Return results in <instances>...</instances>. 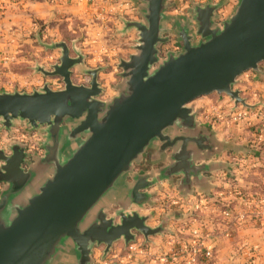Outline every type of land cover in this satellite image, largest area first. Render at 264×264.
I'll list each match as a JSON object with an SVG mask.
<instances>
[{
	"label": "water",
	"instance_id": "95a60500",
	"mask_svg": "<svg viewBox=\"0 0 264 264\" xmlns=\"http://www.w3.org/2000/svg\"><path fill=\"white\" fill-rule=\"evenodd\" d=\"M137 1L143 4L140 20L124 19L122 29L137 31L136 52L119 61L122 80L113 98H100L98 74L105 67H86L85 56H73L75 45L65 41L46 45L61 53L51 71L36 68L61 76L64 88L45 83L32 92H0V128L22 125L44 136L43 156H30L15 141L0 148V264H57L68 246L74 264H93L94 245H104L105 256L118 240L128 245L137 234L148 240L168 232L170 216L151 227V215L129 213L123 205L110 217L97 209L153 141L160 142L161 154L171 152L170 164L151 180L138 179L129 204L144 205L150 199L144 190L175 176L180 193L190 194L193 184L219 169L206 160L221 152L222 143L200 127L188 104L217 94L247 106L234 85L247 71L264 75V0H239L219 21L221 2H192L195 30L188 19L173 22L175 29L163 26L166 0ZM165 33L176 35L177 49L163 53L170 41ZM75 68L90 78L88 85L73 81Z\"/></svg>",
	"mask_w": 264,
	"mask_h": 264
},
{
	"label": "crops",
	"instance_id": "0c3cea01",
	"mask_svg": "<svg viewBox=\"0 0 264 264\" xmlns=\"http://www.w3.org/2000/svg\"><path fill=\"white\" fill-rule=\"evenodd\" d=\"M207 1L222 3L217 21L231 15L239 2L166 0L168 6L163 26L175 29L173 22L188 19L195 30L196 22L191 19L189 9L192 2L204 4ZM124 2L128 5L118 6ZM0 3V33L8 35L5 39L8 47L17 43L10 32L13 29L19 32L23 26L37 22L49 32L59 34L61 24L71 29L78 23L82 30L89 33L86 32L88 37L81 44L88 52L94 49L99 52L87 55L86 67H105L98 74L104 89L100 98L109 100L118 94L117 85L122 80L118 63L136 52L138 39L135 29L122 32L123 20H140L142 3L137 0H1ZM164 36H169L170 41L162 46L163 53L177 49L176 35L165 33ZM126 37H129L128 40ZM72 41L81 45L78 39ZM260 69L264 71V62L260 63ZM77 71V68L74 69L73 81L88 85L85 81L78 83L80 76ZM39 86L36 85L35 89ZM234 89L240 91L247 106L235 107L230 98L217 94L202 96L188 104L196 112L200 127L213 133L216 140L222 143L221 152L206 160L207 163H218L219 169L206 174L208 180L202 184H193L190 194L180 193L176 182L179 176H175L172 181L165 179L144 190L150 195L144 205L129 204L138 179L150 175L151 180L170 164L171 152L161 154L160 142L153 141L141 158L133 163L131 171L118 179L97 209L104 207L110 217L123 205L129 213L137 211L141 215H151L147 221L151 227L159 225L163 216H170L166 223L169 231L150 236L148 240L137 234L128 245L118 240L105 256V246L94 245L91 253L93 264H143L136 256L144 258L148 264H188V251L199 240L195 230L206 237L203 250H210L212 255L208 258L202 251L191 264H264V137H260L257 125L260 122L258 113L260 110L264 112V75L247 71L237 78ZM3 90L11 91L0 83V92ZM239 110L247 116L236 120L234 117ZM20 127L27 131L22 125ZM34 134L31 140L39 151L30 154L25 143L9 139L0 148L15 141L25 144L30 156H43V133L36 131ZM201 162L197 161L198 164ZM225 209L230 216L224 215ZM155 219H158L157 222ZM75 256L74 248L68 246L57 264H74Z\"/></svg>",
	"mask_w": 264,
	"mask_h": 264
},
{
	"label": "rangeland",
	"instance_id": "374dc122",
	"mask_svg": "<svg viewBox=\"0 0 264 264\" xmlns=\"http://www.w3.org/2000/svg\"><path fill=\"white\" fill-rule=\"evenodd\" d=\"M81 28L82 27L78 26V23H75V25L72 26L71 29L67 27L66 24H61V26H59V34H60L59 35L57 32L55 33L49 32L46 29V27H44V25L34 22L30 25L23 26L21 28V31L19 29V32H17L15 29L10 31L11 34H13L15 41H17V43L9 47L6 46V41H5V39H8V37H6L8 35H4L1 32L0 33V83H3V85L8 86L11 89V91L9 92H14V91L26 92V90L32 92L36 88V85L38 86L40 85L39 87H41L45 83L49 84V86L54 90L64 88V82L61 76L59 75L46 76L43 73L38 72L36 68L43 67L46 70L51 71L53 69V65L60 62V57H61L60 50L52 49L46 46L53 42L65 41L69 46L74 44L75 49L72 48L73 56H77L76 51L81 52L85 56V58L87 57V55L94 54V52L96 51L95 49L93 50V52L91 51L88 52V49H85L86 46H83L84 44H81L85 40V38L88 37L87 35L88 32L85 31L84 29L82 30ZM74 38L78 39L81 45L76 43L77 41H72ZM126 38L128 40L129 37ZM124 41L125 40H123V42ZM95 53L99 54V52L97 51ZM77 72L80 76L77 78L78 83H82L84 81L89 83L90 81L89 77L83 75L82 73H80V71ZM2 89L5 88L3 87ZM241 110H245V109H241ZM241 110L237 112L239 113ZM254 113L256 114V112ZM258 114H259L258 116L260 118V122H258L257 125H259V132H261V128L263 129L262 125L264 124L263 110H260ZM242 115L243 117L247 116V114H245V112L243 111H242ZM16 127H20V125L13 126L10 131L0 128V133L5 131L4 136L9 138L13 133V129ZM25 132L32 134L36 131L33 132L25 131ZM165 209L166 208H164V210ZM164 210H162L161 212H165ZM157 220L158 219H155V222H157ZM135 258L137 260H142L143 264H148L145 262L144 258H140V256L139 257L136 256Z\"/></svg>",
	"mask_w": 264,
	"mask_h": 264
},
{
	"label": "built area",
	"instance_id": "2783aa9c",
	"mask_svg": "<svg viewBox=\"0 0 264 264\" xmlns=\"http://www.w3.org/2000/svg\"><path fill=\"white\" fill-rule=\"evenodd\" d=\"M1 1V0H0ZM1 4V3H0ZM125 6L128 5L126 2L124 3H119L118 6ZM242 113H237L235 115V119L239 120L242 118ZM263 130L260 132V137H264V124L262 125ZM5 131H3L2 133H0V147H3L4 145V141L9 139V140H15V141H21L23 143H25L27 145V152L28 153H33L35 151H39V149L37 148L35 142L33 140H31V138L35 137V134H30V133H26L25 130L22 127H16L13 129V133L12 135L7 138L6 136H4ZM3 136V137H2ZM224 215L225 216H230V212L229 211H224ZM195 235L199 236V240H197V243H195V245H193L190 249H189V254L191 256V258H189L188 260V264L194 263L197 259V256L199 255L200 252L204 251L203 250V242L205 241L206 237L203 235V233L200 231L195 230L194 231ZM204 255L208 258L211 257L212 253L210 250H206L204 251Z\"/></svg>",
	"mask_w": 264,
	"mask_h": 264
},
{
	"label": "trees",
	"instance_id": "16d2710c",
	"mask_svg": "<svg viewBox=\"0 0 264 264\" xmlns=\"http://www.w3.org/2000/svg\"><path fill=\"white\" fill-rule=\"evenodd\" d=\"M226 210V209H225Z\"/></svg>",
	"mask_w": 264,
	"mask_h": 264
}]
</instances>
